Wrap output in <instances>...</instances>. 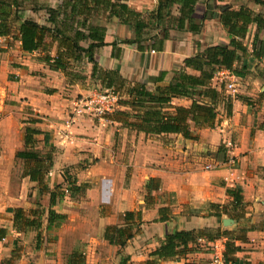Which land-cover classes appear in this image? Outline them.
Listing matches in <instances>:
<instances>
[{"label":"crops","instance_id":"crops-1","mask_svg":"<svg viewBox=\"0 0 264 264\" xmlns=\"http://www.w3.org/2000/svg\"><path fill=\"white\" fill-rule=\"evenodd\" d=\"M62 1L18 0V3L24 19L49 25L42 7L55 8ZM158 1L127 0L126 3L141 12L148 22ZM226 4L235 10L246 6L264 14V7L250 0H198L191 22L198 30L193 31L187 25L183 29L176 27L180 4H174L171 10L174 26L167 32L162 51L150 49L149 41L142 42L155 34L161 37L160 29L152 23L141 32L138 48L136 44L122 42L135 38L133 28L115 17L108 19L106 11L96 16H76L81 23L85 19L86 26L105 28L104 45L94 50L95 74L93 62L83 54L78 59L69 58L66 70L55 69L44 61L42 50H21L15 28L8 36H0V88L9 100V107H15L26 121H38L25 123L43 133L36 136L34 149L42 156L52 149L47 186L50 190L57 185L66 187V176L77 186L86 185L79 194L64 192L57 199L51 208L65 218L49 226L46 221L49 194L40 193L37 183L25 176L19 197L26 195L28 186L35 187L38 194H44L46 205L35 209L31 202H26L27 205L18 203L7 211L0 209V228L6 231L0 240V264H66L74 252L83 255L84 264H146L157 259L150 253L167 234L206 227L236 230V234L241 230L246 232V241L236 240L240 250L235 254L236 261L229 264H264L263 30L256 31L255 25L250 27L244 40L247 53L234 64L238 69L244 66V74L237 76L236 81L241 88L236 96L218 98L214 126L192 127L194 139L180 134L146 133L124 123L126 118L139 122L142 115L154 110L148 106L117 104L116 110L128 113L120 122L113 118V111L103 118L78 113L82 100L79 96H87L91 86L118 90L122 100H131L132 88L143 86L153 92L156 87L176 83V71L180 69L198 76V71L184 67L183 60L209 46L229 42L231 37L216 16ZM79 29L87 33L86 28ZM255 36L261 41V49L254 52ZM89 43L82 41L80 45L87 47ZM58 50L69 54L57 43L48 49L51 56ZM111 76L114 77L110 80ZM216 84L219 83L215 75L210 86L220 90ZM201 101L211 102L209 98ZM191 103L190 98L174 97L170 105L189 107ZM227 140L236 144L231 151L237 161L233 170L227 164ZM40 143L42 147L38 146ZM11 145L8 150L16 157V152L24 150L22 136ZM208 164L214 167L204 169ZM150 179L155 181L150 183ZM156 185L158 188H153ZM227 189L240 190L243 211L230 210L232 197ZM24 206L32 207L27 212L42 211L39 228L14 226L11 209L24 210ZM164 207L170 210L166 214L168 218L160 220V208ZM224 208L231 213H224ZM126 211H139L140 219L135 215L133 220L125 222ZM128 224L134 229L139 225L140 229L123 248L104 238L107 226ZM224 242L225 239H219L209 245H216L223 255ZM119 250L121 253L116 256ZM212 251V248L203 249L185 257L159 260L158 264H210Z\"/></svg>","mask_w":264,"mask_h":264},{"label":"trees","instance_id":"trees-1","mask_svg":"<svg viewBox=\"0 0 264 264\" xmlns=\"http://www.w3.org/2000/svg\"><path fill=\"white\" fill-rule=\"evenodd\" d=\"M198 0H159L157 7L152 11V17L149 21L144 20L141 12H137L127 5V0H63L62 3L52 8L43 6L48 15L46 21L49 25L39 24L32 19H24L20 13L18 0H0V36H8L15 28L16 39L20 42L21 50L24 52H32L42 50L43 58L50 66L55 69L66 70L67 60L78 59L83 54L88 60L93 62V73L97 72V65L94 62V50L104 45L105 28L103 26L87 25L84 21L81 23L76 20V16H96L100 12H107V18H117L122 24L129 25L133 28L135 38L126 39L122 42L125 44H136L141 47V32L148 27L149 23L160 29L161 37L155 34L148 37L142 42L149 41V48L156 51H162L165 40L168 37V30L174 26L171 17V10L174 4H180V16L176 20V27L183 29L187 25L193 31L192 19L195 11V4ZM256 5L264 7V0H250ZM216 16L220 19L222 25L231 37L227 44L209 46L199 54L187 57L183 60L184 67H190L200 74L190 75L184 72V69L176 71V83L166 87H156L153 92L144 89L143 86L132 88L130 94L133 96L131 100H122L118 90L111 89L119 95L118 105L129 104V107L148 106L150 109L142 118L137 120H129L126 118L124 123L131 128H142L153 134H180L186 139H194L192 127L209 126L213 127L217 117V102L220 96L228 98L224 92L223 84H216L220 87L217 90L210 86L215 73L221 69H228L236 76L244 74L243 69L234 66L241 56L247 53V47L244 40L252 25H255L256 31H264V14L253 12L246 6L239 9H232L230 5H222ZM175 21V22H176ZM80 26L86 28L87 33ZM90 41L87 47H82L80 42ZM253 51L261 49V41L255 36ZM53 43H57L58 47L63 46L69 54L57 51L55 56L49 54L48 49ZM255 52V51H254ZM258 52H256L257 55ZM111 74V73H110ZM108 73V75H110ZM114 74V73H112ZM114 76L110 77L111 78ZM110 86V82L107 84ZM110 88V87H108ZM110 90V89H109ZM198 96V97H197ZM227 96V97H226ZM174 97H186L192 99L189 107L172 106L170 102ZM209 98L210 103H203L201 99ZM230 100L226 104V108H230ZM171 108L172 111H168ZM110 116V115H108ZM106 115V117H108ZM112 116L115 120L121 121L123 117H127L125 111L114 110ZM30 124L38 122L35 119L26 121ZM25 122V123H26ZM43 134L41 130L26 125L24 128V150L16 152V158L24 161L23 177L28 176L30 181L36 182L40 193L49 194V209L46 217L47 225L60 223L64 220L65 215L56 213L51 207L54 206L58 198L64 196V192L71 195L79 194L84 191L86 185H76L75 181H70L66 176V187L57 185L50 190L46 184V178L49 169L52 167V149L45 155L34 149L37 142L36 136ZM46 140V136H44ZM155 179H150L153 182ZM153 188H158L154 186ZM240 190L227 189V194L232 197L230 210L236 213V210L243 211ZM13 212V224L16 227L22 225L27 227L39 228L42 224V211L31 210L25 212L21 208L11 209ZM168 208H160V220H166ZM224 213L231 212L224 208ZM140 219L139 211H126L123 214L125 222L133 220L134 216ZM235 215V214H234ZM139 225L134 229L132 225L124 226H107L105 228L104 238L110 243L115 244L118 248H123L127 240L132 239L139 232ZM6 231L0 228V240L5 237ZM246 232L236 230L229 231L221 228H203L198 230H180L167 234L163 242L158 248L150 253L157 259L147 261L146 264H158L159 260H172L177 257H185L188 253L210 249L209 243L219 239H225L223 260L224 264L234 263L236 261L235 254L240 250L236 245V240L246 241ZM118 253H121L119 250ZM123 260V259H122ZM126 258H124V261ZM66 264H84V257L81 253L74 252ZM185 264H194L186 262Z\"/></svg>","mask_w":264,"mask_h":264},{"label":"rangeland","instance_id":"rangeland-1","mask_svg":"<svg viewBox=\"0 0 264 264\" xmlns=\"http://www.w3.org/2000/svg\"><path fill=\"white\" fill-rule=\"evenodd\" d=\"M37 15L40 16L39 13H37ZM236 87L237 90L241 88L238 83ZM97 89L99 90V88H93L91 86L90 93ZM225 94L228 95L227 93ZM233 96H236V92ZM79 97H81L80 99L85 98L82 96ZM8 103L9 100L4 95L3 89L0 88V131H2V134L0 135V209L7 211L5 209L14 207L18 203L27 205L26 202H31L32 207L38 209L39 206L43 207L46 205V201H44L43 198L44 194H38L37 189H34L35 187L30 188L28 186L26 195L23 198L19 197L24 182V164L22 160L14 157V152L8 150V147L12 146L11 144H15L16 140L21 138V136L22 139H24L26 120L22 115L20 116L17 113L18 110H16L15 107H9ZM5 131H7V135L4 134ZM38 146L42 147V143L38 144ZM49 177L50 176L47 175V179ZM24 207H26L24 209L26 212L32 208H27L29 206ZM117 253L118 252H116V256H118Z\"/></svg>","mask_w":264,"mask_h":264},{"label":"built area","instance_id":"built-area-1","mask_svg":"<svg viewBox=\"0 0 264 264\" xmlns=\"http://www.w3.org/2000/svg\"><path fill=\"white\" fill-rule=\"evenodd\" d=\"M216 82L223 84L224 90L228 95L233 96L237 93V79L238 77L228 69H221L215 73ZM119 100V95L112 90H94L87 97L81 100L78 113L89 114L98 118L105 117L108 113H111L116 109ZM226 150L229 153L227 161L228 168L233 170L236 165V157L231 154V151L235 148L236 144L232 140L225 142ZM214 165H205L204 169H212ZM213 255L210 264H224L223 255L217 246L212 244Z\"/></svg>","mask_w":264,"mask_h":264}]
</instances>
